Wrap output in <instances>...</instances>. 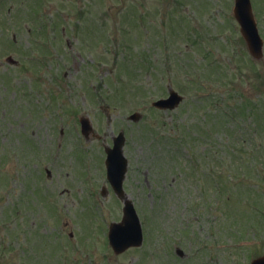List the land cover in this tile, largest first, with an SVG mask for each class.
I'll use <instances>...</instances> for the list:
<instances>
[{
    "label": "rangeland",
    "instance_id": "1",
    "mask_svg": "<svg viewBox=\"0 0 264 264\" xmlns=\"http://www.w3.org/2000/svg\"><path fill=\"white\" fill-rule=\"evenodd\" d=\"M252 2L264 39V0ZM233 8L0 0V264H251L264 254V58L249 54ZM172 91L184 98L175 110L152 106ZM80 117L99 137L81 135ZM120 130L144 242L116 255L106 232L123 203L104 149Z\"/></svg>",
    "mask_w": 264,
    "mask_h": 264
},
{
    "label": "water",
    "instance_id": "2",
    "mask_svg": "<svg viewBox=\"0 0 264 264\" xmlns=\"http://www.w3.org/2000/svg\"><path fill=\"white\" fill-rule=\"evenodd\" d=\"M235 15L241 25V31L245 37L249 50L256 58L263 56V40L261 39L256 22L252 12L250 0H236ZM182 97L175 92H171V97L166 100H160L155 103L160 108H175ZM133 120H138L140 116L131 117ZM83 133L88 135L92 131L88 119H82ZM124 136L121 134L114 139V148H107V168L108 179L112 184L117 195L124 201V217L121 223H114L111 226L110 240L116 253H122L132 246H141L143 242L142 228L140 219L134 208V205L128 200L124 189L123 182L127 172L128 161L123 154ZM253 264H264V258L256 260Z\"/></svg>",
    "mask_w": 264,
    "mask_h": 264
}]
</instances>
